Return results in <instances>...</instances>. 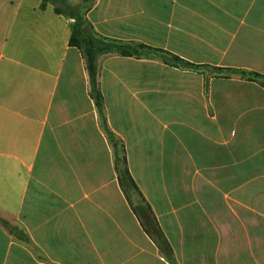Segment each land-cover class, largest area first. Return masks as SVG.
<instances>
[{
	"label": "crops",
	"instance_id": "crops-1",
	"mask_svg": "<svg viewBox=\"0 0 264 264\" xmlns=\"http://www.w3.org/2000/svg\"><path fill=\"white\" fill-rule=\"evenodd\" d=\"M92 2L101 38L264 76V0ZM41 3L0 0V215L32 245L0 224V264H264V86L98 61L107 126L169 261L119 185L72 21Z\"/></svg>",
	"mask_w": 264,
	"mask_h": 264
},
{
	"label": "trees",
	"instance_id": "trees-1",
	"mask_svg": "<svg viewBox=\"0 0 264 264\" xmlns=\"http://www.w3.org/2000/svg\"><path fill=\"white\" fill-rule=\"evenodd\" d=\"M48 3L53 5V10L55 14L62 15L72 21L70 26L69 45L72 47H76L84 58L85 67L89 79L91 97L93 98L95 106L99 112L104 131L106 132L108 137L111 138L113 137V134L109 130L106 123V118L104 115L103 98L98 83V71L96 65L98 56L118 55L121 57L155 59L150 56H155V53L159 52L160 50L152 49L151 47L143 44H123L101 38L94 33L91 25L84 18V12L88 8H86L83 14L81 15V5L71 6L66 0H42L40 8L44 9ZM164 55L168 56L160 57L157 59L163 61L164 63L170 66L177 68L180 67L182 69H197L199 67L181 59L176 55L167 52H164ZM216 70L227 72V74H221V78L229 79L232 76H240L246 79L247 81L258 82L259 84L264 86V76H261L257 73L236 71L230 68H216ZM121 147L124 151V147L122 144ZM121 164L123 165V167L120 169L115 163V169L118 175L119 185L124 191L126 199L128 200L130 206H134L132 200H130L129 192L133 193L137 197L139 203L142 204V206L139 209L135 207L134 211L136 212L138 217H140V212L141 214H143V216L140 218L144 225L145 223H149L150 225H152V232L150 230H147V227L146 232H148L150 237L154 240L158 249L166 257V259L172 261V250L167 240L165 239L163 233L158 228L150 207L146 205L142 194L140 193L137 185L135 184L134 180L130 175L127 166L125 151L121 159ZM22 241L32 246L30 240L28 239L25 233L24 239Z\"/></svg>",
	"mask_w": 264,
	"mask_h": 264
},
{
	"label": "rangeland",
	"instance_id": "rangeland-1",
	"mask_svg": "<svg viewBox=\"0 0 264 264\" xmlns=\"http://www.w3.org/2000/svg\"><path fill=\"white\" fill-rule=\"evenodd\" d=\"M78 5H81L80 14L82 15L86 8L89 9V8L92 7L93 2H92V0H86L85 2L82 1V3H80ZM104 56H107V55H100L97 58V62H96L97 71H98V68H99L98 67L99 66V62L98 61ZM167 56L168 55H164L163 51H159V52L155 53V56H150V57L157 59V58H160V57H167ZM194 65H196V64H194ZM197 66H199L197 69H192V70H196L197 71L196 73H198V74H206V75H210V76H216V75L220 76L221 74H227V72H225V71H217L216 70V68H221V67H215V66H209V65H205V66L197 65ZM178 68H180V67H178ZM109 139H110V142L115 145V147H114L115 163H116L117 167L121 169L123 167V165L121 164V159H122L123 153H124V151H123V149L121 147V143L118 142L114 137H111ZM129 196H130V200H132L134 206H136V207L142 206V204L139 203V200L137 199V197L133 193L129 192ZM0 224L3 227H5L10 233H12V235L14 237H16V238H18L20 240L24 239V233L22 232V230L18 226H16L14 224L12 218L3 217V216L0 215Z\"/></svg>",
	"mask_w": 264,
	"mask_h": 264
}]
</instances>
